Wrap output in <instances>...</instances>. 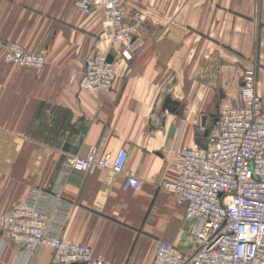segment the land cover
Wrapping results in <instances>:
<instances>
[{
	"label": "crops",
	"instance_id": "crops-1",
	"mask_svg": "<svg viewBox=\"0 0 264 264\" xmlns=\"http://www.w3.org/2000/svg\"><path fill=\"white\" fill-rule=\"evenodd\" d=\"M79 0H0V219L34 189L58 181L62 236L90 247L110 264H154L157 247L193 251V224L174 193L176 152L201 146L218 109L238 104L241 77L255 73L264 104V0H123L125 22L138 16L131 61H113V84L95 94L79 87L85 59L114 50L101 11ZM45 49L40 69L2 61L3 45ZM80 134H84L80 137ZM128 151L123 174L96 169L60 175L64 158ZM20 249L0 223V264H17ZM39 246L28 264H54Z\"/></svg>",
	"mask_w": 264,
	"mask_h": 264
},
{
	"label": "built area",
	"instance_id": "built-area-1",
	"mask_svg": "<svg viewBox=\"0 0 264 264\" xmlns=\"http://www.w3.org/2000/svg\"><path fill=\"white\" fill-rule=\"evenodd\" d=\"M82 12L99 10L111 31L104 33L114 50L95 54L84 61L79 87L91 93L111 88L113 61H131L138 16L125 22L123 0H79ZM2 61L40 69L46 62L45 49L25 51L6 42ZM84 134H80L83 137ZM128 151L98 155L91 146L86 155L64 158L60 175L70 172L91 174L96 169L123 174V186L140 189L143 180L126 170ZM176 178L162 187L176 196L184 207V218L193 224V251L183 255L168 243L158 245L154 264H264V104L255 91V73L245 70L241 77L238 104L220 108L201 146L176 152ZM60 183L51 190L34 189L0 219L8 240L20 249L17 264H28L39 246L53 251L54 264H110L93 255L90 247L62 236L63 224L55 214H67Z\"/></svg>",
	"mask_w": 264,
	"mask_h": 264
},
{
	"label": "water",
	"instance_id": "water-1",
	"mask_svg": "<svg viewBox=\"0 0 264 264\" xmlns=\"http://www.w3.org/2000/svg\"><path fill=\"white\" fill-rule=\"evenodd\" d=\"M107 59H108L109 62H112V60H113V59H112V55L109 54L108 57H107ZM206 135H207V130H206V132L204 133V136H206Z\"/></svg>",
	"mask_w": 264,
	"mask_h": 264
}]
</instances>
